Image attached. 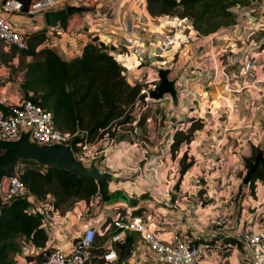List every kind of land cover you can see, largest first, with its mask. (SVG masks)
Returning <instances> with one entry per match:
<instances>
[{
    "label": "crops",
    "instance_id": "0c3cea01",
    "mask_svg": "<svg viewBox=\"0 0 264 264\" xmlns=\"http://www.w3.org/2000/svg\"><path fill=\"white\" fill-rule=\"evenodd\" d=\"M145 5L141 8L135 0H97L96 4L92 7L85 8V11L69 15L66 19L65 28L58 25L56 28L59 31H54L53 34L60 32L63 37H67L69 43H73L72 41L79 42L81 43L80 46L86 44L92 37H96L98 42L101 41L107 47H113L112 53H114V55L120 54L119 57H122L121 61L123 62L122 66L125 68L127 82L131 85L136 83L143 84L146 81V78H150L153 75V67H155L153 54L154 42L152 38L156 33L171 29L172 26L170 22L173 21L170 20L171 16L169 15L151 16L147 12ZM33 31H35V29L31 32ZM217 32L220 31H212L204 34L215 36ZM47 33H49V31H47ZM129 34H132L131 41L128 40ZM57 36L58 34L53 37ZM207 40L208 39H204L199 46L203 45L206 50H209L210 42ZM239 41L240 39L238 40V38H235L237 46ZM215 44L216 47L213 49L214 58H208L207 69H212V67H218V69H220L226 58V54L221 52L220 43L216 41ZM193 50L195 49L191 46H184L178 52L173 54V57L177 62V67L171 74H169V78H175V76L179 75L180 71L184 69H188V72L191 73L197 66L202 64V61L197 55H195ZM59 55L65 60L72 58L71 56L63 54ZM195 59L199 61H195ZM19 60L20 56L16 48L0 41V114L6 112L7 106L16 102L18 98L22 96L21 94H23L20 90V85L24 80V75L22 78V73L25 71L26 64L30 62L32 58H22L20 68L18 67ZM13 69L19 72L18 80L20 83L18 84L17 82H14ZM210 72L211 71L209 70V73ZM259 72L260 75H258L254 81L264 85V70ZM209 73L203 77H193L190 75H180L178 77V81L183 83L186 87V95L184 97L183 106L179 104L178 99L172 98L173 108H175V114L173 113L174 115L172 116L177 119L182 116L187 118V122L180 123V127H178L183 129V131L187 130L190 126L189 120L192 118L194 120L199 119L202 123V127L194 131L193 138L187 145L189 155L192 156L195 161L198 160L200 164V162L206 159V157H213L212 153H208V148L214 147V149H216L220 147L225 151L226 156L230 158L231 164H234V161L236 162V160L239 161H237L238 164L235 168L238 167L241 169L244 164V159L249 155L250 145L253 144L258 146L261 138L259 136H262L264 133L261 131L260 127L252 129L249 126L246 127L245 123L246 119L252 121V115H260L259 108L262 107L264 98L259 101L260 91L258 92L249 89V94L252 97V100H249L250 104L245 101V106L243 108L239 107L241 97H235L236 101H234V99H229L224 93V88H228L229 85H233V87L240 86L243 81L240 79H231L230 82H227V79L222 74L217 75L213 79ZM251 79H253V77H251ZM246 82L247 81H244L245 86L247 85ZM235 90L237 91V89H234V91ZM258 90L264 92V88L261 89L259 87ZM243 92L245 93L246 91H242V94ZM225 101H229V103L231 102L233 105L225 108ZM158 106L161 105L157 104L156 107ZM224 116L229 117L225 124L224 122L213 126L206 124L211 117ZM59 128L61 131H69V128L67 129L66 127ZM164 128L166 129L167 127ZM132 129L135 131V127H132ZM110 130L115 133H113L115 136L120 131L118 126L112 127ZM158 132V130L152 131L151 136H147L150 141H147L146 146L151 145L153 150H155L153 156L148 159L145 166L146 169L150 170L146 180L148 183L144 181L145 179H143L141 175L138 176L135 171L133 172L135 173L138 185L136 181L132 184L129 179H121L123 176L127 175H123L122 173L125 170L124 165L126 167V164L128 163V159H126L127 157L125 156V150H128V147L125 148L127 146L126 137L129 139L128 135L124 133V135H121V138L116 139L115 145L118 143V149L116 146H107L110 148H107L106 150V158L103 162L104 166H100L99 169L102 172L109 174V191L113 193L121 190L122 194L126 197V200L116 198L111 203H105L103 201V213L98 216L96 215L86 218L83 217V209L87 204L84 200L76 202L74 207L62 218L69 233L72 235L76 234L85 222H91L99 230L95 239L101 237V243L105 237L109 235L107 227L115 216L123 214L129 210L132 211L131 214L135 218L147 221L150 228L163 238L169 235V230L171 228L170 222H172V220L178 218V216L186 218V209H188V206L192 203L182 201L183 204H180L182 206L178 205V201H174V205L172 203L169 204L168 201L167 203H162L157 200L158 197L155 195H153V199H151V194H154L157 190H161V188L157 189L154 187L152 192H150L151 189H148L149 186L154 185L161 187L162 185H159V183L163 184L167 172L169 171L167 168V156L169 155V152L165 148V144L172 141L170 138L173 137V134H171L168 138L162 139L158 135H152V133ZM111 138L110 141H113V136H111ZM262 139H264V136ZM121 146L123 147L121 148ZM129 146L132 147L131 144ZM129 150H132V153L134 154V148H129ZM181 153L182 151H180L179 156ZM142 158L147 157L142 156L140 159ZM147 166L149 167L147 168ZM192 170H196L198 171V175H202L198 166H196V169L193 168ZM192 170H189L188 173ZM196 177L197 175H194L191 172L190 179ZM219 179L222 181L223 177H219ZM258 181L255 190L259 192V188L262 189L259 192L261 193V196H259V193L257 194V192H255L257 200L256 204L259 205L261 202L264 204V182L262 183L263 180L261 179ZM259 184H261V187ZM130 185H134V187H131ZM221 185H223V183H221ZM203 188L206 190L205 187ZM129 189H131L130 192ZM206 194L210 199L209 203L205 205L208 208H205V206H203L204 209L199 208V211H196L197 216L203 217L209 212L215 214L220 211L229 214L233 211V214H236L238 207L235 206L233 209V206H229L232 204V201L229 200V196L225 192V189H211V191L206 192ZM129 198H132V200ZM173 199L174 196H172L170 200L172 201ZM130 204H133L134 206H130ZM178 206L179 209H177ZM138 209L141 211H137ZM209 209L211 211H209ZM227 209H229V211H227ZM170 210L177 215L174 216L172 214L173 212H170ZM245 210V208L241 209L243 213ZM200 226L201 223L199 222V219H190L187 223L186 221H182L177 227L183 234L194 235ZM255 228L257 227L255 226ZM220 229L221 227H216L214 230H204L205 237L200 240H212V243H208V247H201V257L197 264H218V262L222 264V259L229 260V264H239L233 247L235 244L229 243L226 241L227 239H222L218 234L215 237H211L213 233L215 234L217 230L220 231ZM126 234L133 236L131 252L127 257H120L119 260L124 261L125 264H152V262H154V256L143 237L136 232H126L123 238ZM64 240V237H60L59 239L55 238L54 244L64 248L66 247V240ZM222 248L224 251H231V253L229 252L228 256L225 254V256L222 257ZM151 256L152 258H150ZM18 257V255L13 257L15 264L17 263Z\"/></svg>",
    "mask_w": 264,
    "mask_h": 264
},
{
    "label": "built area",
    "instance_id": "2783aa9c",
    "mask_svg": "<svg viewBox=\"0 0 264 264\" xmlns=\"http://www.w3.org/2000/svg\"><path fill=\"white\" fill-rule=\"evenodd\" d=\"M79 1L30 0L28 7L24 9L21 0H1L0 41L15 47L17 50L24 49L29 32L23 31L20 25L27 21L30 23V18H33L32 22H37L39 18L44 21L46 11H55L67 6L77 7ZM135 2L141 8L145 5V0H135ZM257 2L258 0H252L251 6H242L235 3L230 9L233 22L224 30L217 32L215 36L200 33L194 28L189 19H181L178 24L172 21L170 22L171 29L156 33L152 40L154 42V59L157 63L153 67V75L146 78L141 88L142 104L144 101L161 102L168 99L170 107L174 111L172 97L169 94H165L160 99H152L149 97V91L155 89L159 82L157 72L159 68L168 69V75L176 69L177 62L173 54L184 46H191L195 49L193 52L200 58L202 64L197 66L191 73L188 72V69L179 70V75L170 78L175 79L176 99H178L181 106L184 105L186 87L178 81L180 75L203 77L210 70L209 74L213 79L222 74L227 82H230L231 79L246 81L250 76L256 78V71H261L264 68V58L261 61L259 60V55L264 52V46L262 47L264 39L257 40L255 43L253 39H250L253 41L252 44L247 39L248 41H244L240 49L232 36L235 34L244 37L257 31L264 32V17L257 15V9L260 8L256 7ZM13 15H25L26 20L19 19L16 21L12 18ZM247 15L256 16L255 22L258 25L255 28H253L254 22L247 18ZM53 29V27H50V32H54ZM47 31L49 30H46V35L49 34ZM57 34L59 35V32ZM57 34L54 33L53 36ZM204 39H208L207 41L210 42L209 50H206L203 45L199 46ZM128 40H132V34H129ZM216 41L220 43L221 52L226 54V58L220 69L218 67L207 69L208 58H214L213 49L216 47ZM48 45L52 48L49 43ZM66 49L69 53L62 54L72 58L81 52L80 49H74L71 45H67ZM112 54L114 55V53ZM119 55H114V58L122 66V57L120 58ZM137 102L139 103V101ZM22 133H28L29 140L39 145L61 144L69 146L74 157L85 167L95 165L93 158L90 159L89 163H86V160L84 162L81 160L83 156L86 158L85 150L95 146V141L90 142L85 139L83 131L65 132L59 130L55 126L51 111L45 109L39 103L25 98L8 105L7 111L0 114V140L15 141L19 139ZM77 136L84 137L82 141L76 142L73 146V139ZM27 166L26 160L20 159L16 162L13 173L0 179V210L3 203L10 202L15 198L26 200L29 211L39 216L40 227L46 231L48 237L44 246L40 249H30L27 243H23L21 252L16 254L18 256L41 254L43 264H125L124 261L119 260L120 254L117 245L123 240L126 232H136L143 237L154 256L155 264H196L201 257V247H208L207 244L198 246L191 244L193 238L204 234V229L196 230L192 236L186 233L183 234L177 227L178 225L175 224L178 223V220H175L170 222L169 235L161 238L156 231L150 228L147 221L135 218L131 214L132 211L129 210L115 216L107 227L109 235L100 244L95 242L99 230L91 222H85L77 233L72 235L66 229L62 220L63 216L55 209L52 199L49 196H37L21 180L20 175ZM57 214L61 216L60 219L55 217ZM202 222L210 228L222 224L224 226V224L229 223L228 218L224 215L212 216L203 219ZM52 225L62 229L66 247L62 248L54 244L56 233ZM225 227L226 230L221 228L216 233L222 239L232 238L240 243L241 249L236 245L233 246L239 263L264 264V225L253 229L248 225L236 227L234 223H230ZM31 261L36 264L35 260Z\"/></svg>",
    "mask_w": 264,
    "mask_h": 264
},
{
    "label": "trees",
    "instance_id": "16d2710c",
    "mask_svg": "<svg viewBox=\"0 0 264 264\" xmlns=\"http://www.w3.org/2000/svg\"><path fill=\"white\" fill-rule=\"evenodd\" d=\"M21 1L26 9L30 0ZM209 1L145 0V7L151 16L175 15L179 19L198 21L206 14L198 13V8ZM228 14L231 16L230 12ZM67 18L68 16L59 23L61 27L65 28ZM112 50L113 47H107L103 42H98L96 37H92L84 44L79 55L65 60L48 45L45 29L29 33L26 47L17 50L19 65L22 58H32L25 66L24 80L20 85L23 97L42 106L37 98V94L42 92L41 99L44 105L52 108L54 120L62 113L65 121L63 127L69 128L68 132L83 131L85 139L89 141L96 135L109 133L115 122L117 123L113 127L130 123L135 119V103L139 101L142 104L143 95L140 91L143 84L131 85L127 82L125 68L114 58ZM143 119L141 115L136 124H141ZM189 121L187 130L176 129L173 133L170 151L174 156L182 146L190 143L194 131L202 127L200 121L193 118ZM83 137H75L73 146L82 141ZM257 151V146L251 144V155L245 158L247 169L254 161ZM26 162L28 166L20 175L21 180L37 196H49L61 215L71 210L76 202L84 200L89 205L90 200L98 196L97 184L92 179L81 178L64 169L42 166L34 161ZM194 164V158L188 156L187 149L184 150L179 159V176H184ZM256 179L264 180V156L251 175L248 183L250 192H253ZM204 234L193 238L191 244H208V240H200L204 239ZM216 235L217 233H213L211 237ZM47 237L46 231L40 227L39 216L29 211L26 200L15 198L1 205L0 264H15L13 257L21 252L23 243H27L30 249H40ZM226 241L240 244L232 238ZM132 243L133 236L128 234L118 243L121 258L130 254ZM26 257L28 260H35L36 264H43L41 254Z\"/></svg>",
    "mask_w": 264,
    "mask_h": 264
},
{
    "label": "rangeland",
    "instance_id": "374dc122",
    "mask_svg": "<svg viewBox=\"0 0 264 264\" xmlns=\"http://www.w3.org/2000/svg\"><path fill=\"white\" fill-rule=\"evenodd\" d=\"M251 1L252 0H210L208 3L198 8V13H202V12L206 13L205 16H203L204 18H201L198 21L193 20V19H190V20L192 21V25L194 26V28L202 34L209 33L208 31L210 32L218 31V30L221 31L227 28L228 25H231V23L233 22V15L231 14L230 16L228 14L229 12L231 13L230 9L232 8V6L235 3H239L242 6H251ZM96 3H97V0H80L77 7L89 8V7H92ZM256 4H257L256 7H260L257 9V15L259 17H262V16L264 17V0H258ZM12 18L16 21L19 19H21L22 21L26 20L25 15H13ZM170 18H172L173 22H175L176 24H178L181 20L175 15H172ZM247 18H249L251 21L254 22L253 28H255L256 25H258V23L255 22L256 20L255 15H247ZM32 19L33 18L29 19L30 23L24 22V24L20 25L22 26V30L27 31L29 33H31L33 29H35V31L39 29L49 30V34H47V42L52 46V50L56 51V53L59 52V54H62V53L68 54L69 51L66 49L67 45H71L73 46L74 49H80V50L84 46V45L80 46L81 43L75 42V41H72L73 43H69V41H67V37L65 36L63 37L60 32L57 37H53V31L50 32V27L46 26L42 19L39 18L37 22H32L31 21ZM53 28H54L53 29L54 31H59L56 27H53ZM263 33L264 32L257 31L251 34L250 36H244V37L234 34L232 36V39L234 38H238V40L240 39V41L238 42V48H240L242 47V42L244 41L249 40L250 44H252L253 41L250 39H253L254 43L257 40L264 39ZM263 46L264 44L262 45V47ZM263 58H264V52L259 55V60L261 61ZM195 61H199V60L195 59ZM156 63L157 62H155V64ZM18 67L20 68L21 66L18 65ZM18 74L19 72L13 69L14 82H17V84L20 83L18 80V76H19ZM23 75H24V72L22 73V78H23ZM258 75H260L259 70L256 71L255 76L257 77ZM255 79L256 78L251 79V76L248 77V79H246L247 81L246 86L244 85L245 84L244 81L240 84V86H237V87L236 86L233 87V85L232 86L229 85L228 88H224L225 89L224 93L228 96L229 99L231 100L234 99V101H236L235 97H239V98L241 97L239 101V107H242V108L245 106L246 102L250 104L249 100H252V97L249 94V89H253L258 92L260 91L259 101H261L260 99L264 98V92H261L262 90H258V88L260 87L261 89H263L264 85L254 81ZM234 89H237V91L236 90L234 91ZM244 90L246 92L245 93L243 92L242 94V91ZM21 95L22 96L18 98L17 101L19 100L21 101V99H23V94ZM41 97H42V92H39L37 94V98L41 102L42 106L45 109L52 112V108H50V106L44 105L43 103L44 101L41 99ZM262 103H263L262 107L259 108L260 115L259 116L252 115L251 116L252 121L246 119L245 123H246V127L249 126L252 129L260 127L261 131L264 132V100ZM157 104L161 106L156 107ZM231 105L233 104L231 102L229 103V101L224 102L225 108L231 107ZM133 112L135 114V119L132 120L128 124H123L121 126H118L120 131L119 133L116 134V136L114 135L115 133L112 132L110 129H109V133H105L102 136L96 135L93 138V140L90 141V142L95 141L96 142L95 146H91L89 150L86 149L85 150L86 158L85 156L81 158L83 162L86 160L85 161L86 163H89L90 159L93 158V162L95 163V165H97L98 167L104 166L103 162L105 161V158H106L105 153H106L107 148H110L107 146L109 145L112 147L114 146L117 147L118 143L117 145H115L116 139L121 138V135H124L125 133L126 135L129 136V139L128 137L125 136L127 140L126 142L127 146L125 148L128 147V150H125V156L127 157L126 159H128V163L126 164V167L124 165L125 170L122 174L123 175L127 174V175L123 176L121 179H129L132 182V184L136 181L135 173L133 171L137 172L138 176L141 175V177L145 179L144 181L147 180L148 173L150 172V170L146 169L145 166L147 164L148 159L151 158V156H153V153L155 152V150H153V147H151V145L146 146L147 141H150L147 138V136H151L152 131L158 130L159 131L158 133H152V135H155V136L158 135L160 138L166 139L171 134H173L176 129H180L178 128L180 127L179 125L180 123L187 122V118L185 116L178 117V119L172 116L175 113L174 111H172L168 99H165L164 101H161V102L144 101L143 104H140L137 102L135 104V108ZM60 114L56 116L55 118V126L59 130H60L59 127H63L65 125V121L63 119L64 116L62 113ZM141 115L144 118L143 122L141 124H136V119L138 120ZM227 118L229 117L227 116L213 117V118L211 117L210 119H208L209 121H207L206 124L209 126L221 124L222 122H224L225 124L227 122ZM196 120L199 122V119H196ZM198 122H195V123H198ZM115 123H113L111 127H113ZM132 127H135L136 132L133 131ZM164 127H167V128L165 129ZM111 136H113V141H110V139H112ZM263 136H264V133L262 134V136L261 135L259 136L261 137L260 142L257 146L259 151H257L256 153L261 152L262 155L264 156V139H262ZM170 143L171 141H169L168 143L169 145L165 144V148L169 152V155L167 156V160H168L167 168L169 171L167 172V175L163 181V184L159 183V185H162L161 187L151 185L149 186L148 189L149 190L151 189L150 192H152V189H154V187H156L157 189L161 188V190H157L154 194L153 193L151 194L152 195L151 199H153V195H155L158 197L157 200L162 203L163 202L167 203V201L169 202V204L172 203L173 205L175 204L174 201H178V205L183 204L182 201L187 202V203H192L190 206H188V209H186L185 207V209L187 210L186 218H183L182 216H178V218H175L174 220H172V221L178 220V223H175V224L178 225L182 221H186L187 223L190 219H195V220L199 219V222L201 223V226L199 229H204V230L206 229L214 230L216 229V227H221L222 229L226 230L225 226L229 225L230 223H234L236 227H244L245 225H248L251 228H255V226L260 227L261 224H264V204L262 202L259 205L256 204L257 200H256L255 192H257L258 194L260 190H262L261 188H259V192L255 190L257 181L259 179H256L253 192H250L251 190H250V187L248 186V183L243 184V178L245 177V174L248 170L245 167V159H244V164L242 163L243 167L241 169L238 167L235 168V166L239 162L238 160H236V162L234 161V164L233 163L231 164L230 158L226 156L225 151L222 148L219 147V148L214 149V147H210L208 148V153H212L213 157H206V159L202 160L200 164L197 160L195 161V164L193 165V167L189 169V170H192L193 168L196 169V166H198L202 175H198V171L196 170L195 171L192 170L190 171V173H188L189 172L188 170L186 174L181 177L179 176L180 174L179 159L181 155L183 154V151L186 149L188 151L189 149L187 146H182V148L179 149L175 153V156H174L171 154V151H170ZM130 144L132 145V147L129 146ZM122 147L123 146H121V148ZM129 148L135 149L134 154L132 153V150H129ZM180 151H182V153L179 156ZM250 155H251V145H250L248 157ZM142 156H145L147 158L140 159ZM188 156L192 157L189 155V152H188ZM148 167L149 166H147V168ZM191 172L194 175H197V177L190 179ZM219 177H223L222 181L219 179ZM263 182L264 180L262 181V183ZM136 183L138 185L137 181ZM221 183H223V185H221ZM259 186L261 187V184H259ZM131 187H134V185H132ZM203 187H205L206 190ZM217 188L225 189V192L229 196V200L232 201V204L229 206L230 207L233 206V209L235 208V206L238 207L236 214L234 215L233 211L230 214L227 212L220 211L215 214H211L209 212L203 217L197 216L196 211H199V208L202 209L203 206H205L210 201L206 192L211 191V189L217 190ZM130 191L131 189H129V192ZM172 196H174V199L171 201L170 199ZM259 196H261V193H259ZM129 199L132 200V198H129ZM103 204L104 202L103 200H101L99 196L91 199L89 202V205H87L83 209V217L86 218V217L101 215L104 211ZM130 206H134V205L130 204ZM205 208H208V207L205 206ZM243 208L246 209L244 213L241 211V209ZM177 209H179V206ZM137 211H141V210L138 209ZM171 211L172 210H170V212ZM209 211L211 210L209 209ZM227 211H229V209H227ZM172 214L174 216L177 215L175 212H173ZM60 215L57 214L55 215V217L57 219H60L61 218ZM217 215L226 216L228 218L229 223L224 224V226L222 224L221 226L210 228V227H206L204 223L202 222L203 219L210 218L212 216H217ZM52 227L56 233L55 237L57 239H59L60 237L63 238L62 229L54 225H52ZM101 240H102L101 237H97L95 242L99 244ZM208 243L211 244L212 240H208ZM236 246L239 249H241L240 244H236ZM229 252L231 253V251H224V249L222 248L221 249L222 257H224L225 254H227L228 256ZM150 258H152V256ZM222 260H223L222 264H229V260L227 259H222ZM153 263L154 262H152V264ZM17 264H33V263L31 260H28V257L24 255H20L17 258ZM218 264L220 263L218 262Z\"/></svg>",
    "mask_w": 264,
    "mask_h": 264
},
{
    "label": "water",
    "instance_id": "95a60500",
    "mask_svg": "<svg viewBox=\"0 0 264 264\" xmlns=\"http://www.w3.org/2000/svg\"><path fill=\"white\" fill-rule=\"evenodd\" d=\"M85 10L84 7L67 6L55 11H46L44 22L48 27H57L65 17ZM157 72L159 82L155 89L149 91V97L160 99L165 94H169L172 98H176L175 79L169 78L168 69L159 68ZM20 159L34 161L46 167L64 169L81 178L94 180L97 184V192L105 203H111L116 198L126 200L121 190L113 193L109 191L110 177L108 173L102 172L94 164L85 167L74 157L69 146L61 144L39 145L29 140L28 133H22L19 139L15 141L0 140V179L3 176L12 174L16 162ZM262 161L263 155L259 152L250 164V168L243 178V184L249 183L251 175L257 170L259 163Z\"/></svg>",
    "mask_w": 264,
    "mask_h": 264
}]
</instances>
